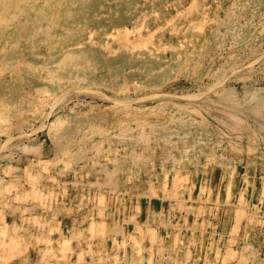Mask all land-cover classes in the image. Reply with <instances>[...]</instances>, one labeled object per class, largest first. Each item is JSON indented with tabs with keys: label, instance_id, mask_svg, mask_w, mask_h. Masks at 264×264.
<instances>
[{
	"label": "rangeland",
	"instance_id": "1",
	"mask_svg": "<svg viewBox=\"0 0 264 264\" xmlns=\"http://www.w3.org/2000/svg\"><path fill=\"white\" fill-rule=\"evenodd\" d=\"M0 216V264H264V0H0Z\"/></svg>",
	"mask_w": 264,
	"mask_h": 264
},
{
	"label": "bare ground",
	"instance_id": "2",
	"mask_svg": "<svg viewBox=\"0 0 264 264\" xmlns=\"http://www.w3.org/2000/svg\"><path fill=\"white\" fill-rule=\"evenodd\" d=\"M193 5V4H192ZM235 26V25H234ZM174 28V27H173ZM234 28V27H233ZM124 33V32H123ZM117 35V34H116ZM89 39V38H88ZM204 54V53H203ZM9 79V78H8ZM134 85V84H133ZM147 95V94H146ZM134 110H135V108H134ZM4 117V116H3ZM2 120V119H1ZM7 123V122H6ZM10 128V127H9ZM7 130H8V128H7ZM53 162V161H52ZM84 166V165H83ZM206 171V170H205ZM30 181V180H29ZM8 187H10V186H8ZM182 187V186H181ZM201 190H202V188H201ZM16 194V193H15ZM83 195V194H82ZM29 197V196H28ZM16 201V200H15ZM100 204V203H99ZM43 205V204H42ZM197 209V208H196ZM1 217V216H0ZM53 217V216H52ZM24 219V218H23ZM126 220V219H125ZM127 222V221H126ZM5 223V222H4ZM59 227V226H58ZM21 228V227H20ZM64 240V239H63ZM63 243V242H62ZM211 243V242H210ZM3 247V246H2ZM8 247V246H7ZM64 248V247H63ZM158 252V251H157ZM135 254V253H134ZM118 258V257H117ZM240 258V257H239ZM118 260V259H117Z\"/></svg>",
	"mask_w": 264,
	"mask_h": 264
}]
</instances>
